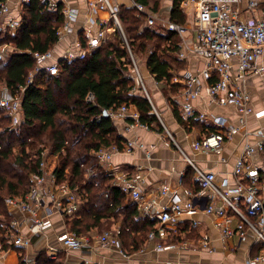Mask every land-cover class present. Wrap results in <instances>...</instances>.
I'll return each mask as SVG.
<instances>
[{
	"label": "built area",
	"instance_id": "1",
	"mask_svg": "<svg viewBox=\"0 0 264 264\" xmlns=\"http://www.w3.org/2000/svg\"><path fill=\"white\" fill-rule=\"evenodd\" d=\"M29 1L21 0V3L23 5ZM127 1L135 7L138 15L146 16L144 25L163 33L174 32L179 37L175 55L184 60L186 65L181 70L171 69L169 83L179 87L168 97L169 102L184 119L197 118L205 123H212L214 127L212 131H206L194 139L192 148L200 152L220 153L227 140L241 133L242 149L231 171L232 181L227 177L218 181L214 172L202 169L176 144L193 169L192 181L199 185V190H185V200L172 194L166 203L159 205L160 209L157 208L156 198L145 194L142 175L124 171L116 173L111 163L113 155L117 153L145 150L141 141L125 140L120 145H100L94 151L99 165L113 178L112 184L118 186L129 201L135 204L138 213L154 221L144 243L152 244L156 251L174 246L165 241L166 237L177 230L183 215L195 213L194 200L203 196L207 201L204 211L222 217L219 229L223 239L235 234L243 236L247 231L253 233L259 251L251 255L245 264H264V134L251 142L248 140L249 130L246 127L250 115L257 119L264 116V108L255 109L252 106L247 90L248 80L253 76L260 77L264 86V11L257 13L264 5V0H179V8L188 16V21L183 23L160 13H153L135 0ZM169 1L172 4V0ZM44 2L52 11L60 7L63 15V24L57 29L58 42L71 33L77 17L76 10L66 7L63 0ZM87 7L93 12L105 10L108 16L97 21L94 31L85 30L84 37L75 38L61 52L55 51L54 45L57 42L44 52H35V65L29 72L28 82L40 72L58 74L65 62L84 59L91 51L118 34L125 43L130 59L126 71V75L134 82L130 91L142 92L165 133L175 141L155 107L145 84L146 75L126 39L119 18V0H87ZM8 10V0H0V16L5 15ZM89 21L93 23L94 19L89 17ZM19 23L18 19H9L4 28L12 31ZM11 48L8 43L0 44V57H6ZM192 61L195 62L194 65L190 64ZM149 75L154 78L153 74ZM154 82L159 83L155 78ZM202 94L208 96L212 103L233 105L239 115L238 124L227 125L224 118L196 109L193 100ZM85 100L95 103L94 94L88 92ZM20 103L21 92L12 93L5 85L0 86V110L9 116L11 127H16L22 121ZM104 110L112 121H124L126 128L133 125L150 127L152 124L139 121V112L132 103ZM252 132L257 134L258 130ZM145 152L148 156V151ZM255 153L261 154L260 159H253ZM60 155L61 151L52 152L42 144L37 153L38 169L30 173L29 190L20 197L5 198L12 219L8 233L0 239V257L10 249L28 247L35 239L46 236L45 251L50 259L55 260L58 254L68 251L98 254L114 250L122 259L119 264H131L132 253L123 248L118 235L119 225L102 232L91 230L88 233L70 228L69 222L81 210L84 199L79 188L70 184L66 174L63 179H59ZM93 174V169H87L85 177L90 178ZM169 191V185L162 184L158 195L164 197ZM54 213L60 218L61 231H56L49 238L45 233L54 228ZM232 219L237 220L235 226L231 225ZM192 223L197 225V221ZM23 225H26V230L22 229ZM189 244V241H183L180 246L188 248ZM198 244L200 248L213 250L207 233L201 235ZM142 249L140 247L134 252ZM22 258V264H37L36 261L29 262L24 256Z\"/></svg>",
	"mask_w": 264,
	"mask_h": 264
},
{
	"label": "trees",
	"instance_id": "2",
	"mask_svg": "<svg viewBox=\"0 0 264 264\" xmlns=\"http://www.w3.org/2000/svg\"><path fill=\"white\" fill-rule=\"evenodd\" d=\"M135 1L149 9L148 0ZM178 4L179 0L172 1L170 19L183 23L187 15ZM145 17L138 15L130 3L120 4L119 18L130 49L135 57L144 55L142 62L167 95L179 87L169 83L171 69L181 70L186 65L175 55L179 37L174 32L163 33L144 25ZM21 18L27 23V30L16 37L4 28L0 17V44L12 46L6 57H0V86L5 85L12 93L21 92L22 118L19 125L11 127L9 116L0 110V239L8 233L12 219L5 198L20 197L29 190L30 173L38 169L37 153L44 144L52 152L61 151L59 179L66 174L70 184L83 194L81 210L70 220V228L84 233L102 232L118 223L123 248L133 253L144 244L154 221L139 216L135 204L112 184V177L94 154L100 145L123 142L112 119L103 114L104 109L132 103L140 122H158L147 98L140 91H130L134 82L126 75L130 59L125 43L115 34L84 59L65 62L58 74L40 72L28 82L35 65L33 54L44 52L57 42L63 15L60 7L52 11L44 0H30L23 3ZM88 92L94 94L95 103L85 100ZM174 113L187 128L198 121L184 119L176 109ZM203 128L207 132L214 129L210 125ZM87 169L94 171L90 178L85 177ZM192 177L193 169L188 166L182 182L197 192L199 185ZM193 233L190 231L189 236ZM61 262V256L50 259L44 249L36 256L37 264Z\"/></svg>",
	"mask_w": 264,
	"mask_h": 264
},
{
	"label": "crops",
	"instance_id": "3",
	"mask_svg": "<svg viewBox=\"0 0 264 264\" xmlns=\"http://www.w3.org/2000/svg\"><path fill=\"white\" fill-rule=\"evenodd\" d=\"M120 4L129 3L127 0H119ZM66 7L76 10L77 17L72 25L71 33L67 34L62 40L55 45V51L61 52L68 43H71L75 38L84 37L85 30L94 31L97 27V21L108 16L107 11L98 10L91 11L87 7V0H63ZM171 5V3H170ZM8 12L0 16L2 25L4 26L9 19L20 20L19 26L12 30L16 37H21L27 30V23L22 20V3L21 0H8ZM170 9L166 12L161 9L158 13L170 18ZM264 11V5L257 13ZM89 17L94 19V22L89 21ZM188 16H186V21ZM68 44V45H67ZM53 48V49H54ZM195 64L194 61L190 63ZM146 69V68H145ZM148 69L145 70L146 74ZM150 76V75H149ZM152 79V78H151ZM152 82V83H150ZM149 89L152 93V100L155 107L160 112L163 122L169 132L173 135L174 140H171L161 127H156L152 122L151 126L143 127L133 125L130 128L125 127V122L122 120L113 121L116 132L125 140L141 141L144 144V149H137L132 153H117L113 155L111 163L114 167V172H131L134 175H142L144 183V192L147 197H155L157 208L169 200L172 194H177L182 200H185V190L187 189L186 182H182L183 174L188 166H190L183 158L179 147L193 159V161L202 169L212 171L216 174L217 180L229 178L232 181L231 171L234 162L242 149L243 137L241 133L233 136L225 142L224 148L220 153L214 151L200 152L192 148V141L206 131L204 126L212 123H205L197 118L196 123L190 124L188 128L184 123L180 122L177 115L174 113V106L169 102V98L173 91L169 90L165 96L161 90L160 84H155L153 81H148ZM247 90L250 94L251 104L255 109L264 108V86L262 79L258 76L249 78ZM196 109L206 111L208 114L220 116L226 120L227 125L238 124L239 115L235 107L231 104L219 105L212 103L205 94L200 95L193 100ZM194 121V120H192ZM200 122V123H198ZM247 129L249 130L248 140L253 142L264 134V116L257 119L253 116L247 118ZM262 129V131L260 130ZM258 130L257 134L252 131ZM261 131V132H260ZM148 151L149 155L146 156ZM261 154L255 153L253 159H260ZM181 178V183H180ZM113 181V178L111 179ZM162 184H168L170 191L166 196H159L158 191ZM196 211L190 215H183L177 230L172 231L166 237L167 243H172L174 246L156 251L152 244H143V249L139 252H133L131 264H245L246 260L253 254L259 251L255 237L251 231H247L243 236L233 235L227 239H223L220 234L219 222L222 217L207 214L204 211L206 199L201 196L196 198ZM139 216H142L138 213ZM143 217V216H142ZM54 228L46 231L45 235L51 238L56 231H61L60 218L57 213L52 215ZM192 221H197V225H193ZM236 219L231 220V225L235 226ZM119 225L118 223L115 225ZM26 230V225L22 226ZM194 233L189 236L190 231ZM203 233H207L209 244L212 251L200 248L198 240ZM54 242V240H51ZM183 241H189V247L183 248L180 244ZM46 236H42L33 241V243L25 248L16 247L10 249L2 257L0 264H22L23 256L29 262H35L36 256L40 250H46ZM62 257V264H119L122 259L114 250H106L103 253H89L86 251H68L61 252L56 257Z\"/></svg>",
	"mask_w": 264,
	"mask_h": 264
},
{
	"label": "rangeland",
	"instance_id": "4",
	"mask_svg": "<svg viewBox=\"0 0 264 264\" xmlns=\"http://www.w3.org/2000/svg\"><path fill=\"white\" fill-rule=\"evenodd\" d=\"M149 1V10L152 11L153 13H158V11L161 9L163 12H166L168 10V7L169 6H172V4L170 5V1L169 0H148ZM173 1V0H172ZM138 57H136V59L139 60L141 66H142V69L144 71V74L146 75L145 77V84H146V87L148 88V91L150 93V95L152 96V93H151V90L149 89V83H147V80L149 81H153L154 78L152 76H149L148 74H146L145 72V66H144V63L142 62L143 58H144V55L143 54H138L137 55ZM142 71V73H143ZM152 78V79H151ZM152 83V82H150ZM142 93V92H141ZM168 94V93H167ZM165 95V94H164ZM166 96V95H165ZM153 97V96H152ZM158 123V124H157ZM155 122L154 125H156V127H159L161 128V125H160V122ZM164 123L166 124V122L164 121ZM52 242V241H51ZM62 264V262L60 263Z\"/></svg>",
	"mask_w": 264,
	"mask_h": 264
},
{
	"label": "water",
	"instance_id": "5",
	"mask_svg": "<svg viewBox=\"0 0 264 264\" xmlns=\"http://www.w3.org/2000/svg\"><path fill=\"white\" fill-rule=\"evenodd\" d=\"M103 114L106 116L107 115V111L106 110H103Z\"/></svg>",
	"mask_w": 264,
	"mask_h": 264
}]
</instances>
